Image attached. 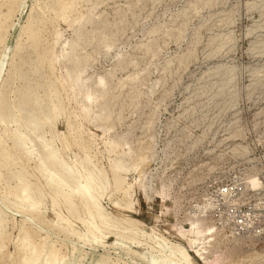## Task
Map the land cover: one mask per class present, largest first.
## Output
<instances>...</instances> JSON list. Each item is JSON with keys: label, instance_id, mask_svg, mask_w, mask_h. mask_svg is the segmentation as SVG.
Here are the masks:
<instances>
[{"label": "rangeland", "instance_id": "rangeland-1", "mask_svg": "<svg viewBox=\"0 0 264 264\" xmlns=\"http://www.w3.org/2000/svg\"><path fill=\"white\" fill-rule=\"evenodd\" d=\"M8 1L0 99L9 112L21 90L43 110L58 105L49 132L27 142L69 140L61 156L75 165L88 155L96 178H108L97 204L116 226L99 224L84 244L77 221L65 232L25 220L9 206L15 181L3 169L0 264H172L177 251L191 264H264V0H75L64 9L62 0H0L4 14ZM79 39L71 56L87 60L68 86L72 65L59 55ZM98 115L107 120H91ZM7 125L0 150L15 130ZM114 159L122 170H111ZM43 208L51 221L49 200ZM123 220L131 229L117 233Z\"/></svg>", "mask_w": 264, "mask_h": 264}, {"label": "bare ground", "instance_id": "bare-ground-1", "mask_svg": "<svg viewBox=\"0 0 264 264\" xmlns=\"http://www.w3.org/2000/svg\"><path fill=\"white\" fill-rule=\"evenodd\" d=\"M74 1L62 0V9L68 8ZM12 8H14L13 1L7 4V13L4 14L0 11V45L6 40L2 26L4 20L10 17ZM38 21L39 18L32 17L31 20H28V25L22 30L27 39L30 40L35 37L36 30H34V27ZM79 43H81L80 39L68 45L67 49L59 55L62 60H67L72 65L66 70L64 75L68 86L70 85L69 83L76 82L81 75L77 69L78 61L86 62L87 60L85 57L74 59L71 56L74 47ZM21 49L20 41H17L11 50L10 58L21 52ZM55 58L51 57L49 62L52 63ZM4 63L5 61L0 60V74ZM24 91H19V98L15 103H12L13 112H9L6 109L9 106L8 100L4 98L0 99V110H5V112H0V131L7 132V124L9 122L15 124V130L8 132L5 138L7 146L0 150V170H7L15 181L13 187L9 184L5 187L6 194L13 197V202L9 206L14 210L21 207V212L26 215L25 220L29 222L40 221L45 224L48 230L58 228L66 232V230H70V227L68 228L66 225L70 224L72 226L73 222L77 221L83 226V233L79 236L80 242L84 244L88 243L89 240L96 242V237H98L97 235L101 226H103L104 230H110L111 227L116 226L113 219L103 216L102 210L98 208L97 204L99 196L107 188L108 178L100 180L96 178L97 171L91 166L87 158L88 155L85 153L82 154L77 165L74 162H64L61 155L71 148L69 140L66 142L62 140L60 148L56 147L55 142L57 138L54 136H38L32 144L27 142L28 137L35 135V133L42 132L46 134L49 132L51 118L58 115L60 111L58 110V105H53L49 111L43 110L39 104L40 97L36 96L32 99L23 98L22 93ZM91 101L90 98L85 99V103L83 104V112L85 114L86 104ZM27 116L30 117L28 120H25ZM91 120H107V117L98 115L92 117ZM71 129L74 130V128ZM78 138L77 135L73 136L71 141L77 143ZM35 157L37 159L33 170L30 172L25 170V167H27L25 163ZM110 168L112 171H117L122 170L124 166L118 159H114L110 164ZM251 182L255 184L256 179H251ZM47 200H49L53 211L51 221L42 212V209H44L43 205ZM2 203L8 205L4 201ZM64 211L67 215H63ZM123 221L117 225L119 227L117 233L119 231L126 232L131 229L129 221ZM99 224L102 225L100 226ZM25 239L24 237L21 240L24 242ZM157 247L162 248L159 243ZM173 254L177 262L174 261L172 264H191L190 260L180 254V251ZM151 261L154 262L156 260L152 259ZM33 264L36 263L33 262ZM43 264H51L50 259L46 258Z\"/></svg>", "mask_w": 264, "mask_h": 264}]
</instances>
